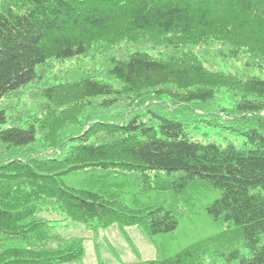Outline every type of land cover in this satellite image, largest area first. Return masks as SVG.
Segmentation results:
<instances>
[{
    "label": "trees",
    "instance_id": "trees-1",
    "mask_svg": "<svg viewBox=\"0 0 264 264\" xmlns=\"http://www.w3.org/2000/svg\"><path fill=\"white\" fill-rule=\"evenodd\" d=\"M197 190L211 262L159 249ZM47 215L264 264V0H0V264H84Z\"/></svg>",
    "mask_w": 264,
    "mask_h": 264
},
{
    "label": "rangeland",
    "instance_id": "rangeland-1",
    "mask_svg": "<svg viewBox=\"0 0 264 264\" xmlns=\"http://www.w3.org/2000/svg\"><path fill=\"white\" fill-rule=\"evenodd\" d=\"M195 194L183 197L180 206L178 204V213L183 220L187 219L188 222L187 220H185V222L182 221L183 224L181 225V229L175 236L160 240L159 249L166 252L171 250L174 244L180 245L182 238H192L195 239V241H193L195 243L187 249L189 254H194L195 252L196 256H199L201 253L202 255L206 253L207 258H204V261L211 262L221 251L226 252L227 250L225 245H222V239L230 242L233 237L230 236L229 231H223L224 233L222 232L217 236L213 235L219 232L210 231L209 228H213L212 223L207 224L209 228L205 230L209 231L204 238L202 237V231L204 230L202 228L208 221L207 219L202 220L203 217L199 218L198 216H192L191 213L200 214L199 211L197 212V207L200 206L201 208L203 202H206L207 199L204 198L206 192L197 190ZM203 199L205 200L203 201ZM61 217L62 216L57 215H47V218L57 220L54 225L57 231L64 237H79L85 240L86 254L83 258L84 264H101L99 258L103 260V264H119L121 262L133 264L150 261L158 256V248L149 242L144 232L138 227H130L128 233L123 236L118 225H113L106 230L100 231L97 238H95L93 232L85 225L71 220H63ZM200 229L202 231H200ZM194 247L196 248L195 250L192 249ZM185 264L192 263L189 261Z\"/></svg>",
    "mask_w": 264,
    "mask_h": 264
}]
</instances>
